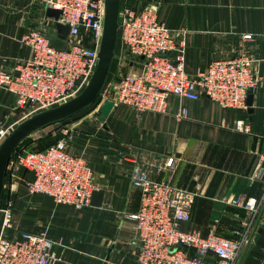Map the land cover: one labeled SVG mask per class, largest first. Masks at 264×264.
Masks as SVG:
<instances>
[{"label":"crops","instance_id":"crops-1","mask_svg":"<svg viewBox=\"0 0 264 264\" xmlns=\"http://www.w3.org/2000/svg\"><path fill=\"white\" fill-rule=\"evenodd\" d=\"M129 1L134 10L155 5L160 23L184 32V67L190 75L212 60L251 57L252 71L261 81L247 95L250 106L247 98L245 109L234 110L202 97L188 100L169 95L163 113L136 112L114 104L100 122L101 105H90L34 132L26 149H43L65 139L67 150L92 169L96 191H103V196L99 206L56 204L50 197L31 194L27 183L32 175L8 165L1 199L12 204L7 237L21 231L44 233L56 243L54 252L60 258L56 264H137V236L128 215L139 206L140 193L131 185L130 172L140 164L151 166L152 179H166L196 193L183 229L203 236L213 230L230 239L242 223H249L247 242L235 264H264V216L253 217L228 202L258 198L264 189V0ZM46 10L43 0H0V70L11 71L29 57L28 49L19 43L26 31L53 36L54 20ZM244 35L250 38L244 40ZM118 71L135 74L139 64L124 54L117 39L107 77ZM13 100L0 87V124L16 118ZM181 108L187 110V117L177 120L174 114ZM236 120L247 123L249 132L236 131ZM156 165L163 171L157 173Z\"/></svg>","mask_w":264,"mask_h":264},{"label":"built area","instance_id":"built-area-1","mask_svg":"<svg viewBox=\"0 0 264 264\" xmlns=\"http://www.w3.org/2000/svg\"><path fill=\"white\" fill-rule=\"evenodd\" d=\"M46 9L60 11L58 23L68 25L62 50L51 46L52 37L39 30H28L19 39L29 57L11 71L0 70V87L13 96L12 114L16 118L0 124V140L22 121L55 108L77 97L88 85L98 62L103 35L104 0H43ZM129 0L119 6L117 39L120 49L139 64L138 73L107 77L94 102L109 100L130 106L136 112L166 111L169 95L188 100L205 98L223 108H246L247 95L261 81L252 71L253 59L240 55L230 60H212L204 70L190 75L185 71L184 32L173 31L160 23L156 6L134 10ZM55 28V27H54ZM244 35L243 39H249ZM177 120L187 117L181 108ZM236 131L248 133L242 120L233 124ZM8 165L32 175L27 183L31 194L50 197L56 204L87 207L97 190L92 169L85 160L67 150L59 139L42 150L14 152ZM7 165V167H8ZM156 172L163 171L161 165ZM258 172V171H257ZM152 168L135 164L130 182L140 193L136 212L128 215L136 232L137 264H235L247 242L249 223L233 231L235 238H224L213 230L201 235L185 230L196 193L172 185L166 179L151 178ZM253 217L264 216V189L258 198H232ZM12 225V204H0V264H56L55 242L44 233L19 232L7 237ZM206 257L212 261L207 263Z\"/></svg>","mask_w":264,"mask_h":264},{"label":"water","instance_id":"water-1","mask_svg":"<svg viewBox=\"0 0 264 264\" xmlns=\"http://www.w3.org/2000/svg\"><path fill=\"white\" fill-rule=\"evenodd\" d=\"M120 0H104V25L103 35L98 52V62L88 85L75 98L55 108L43 111L20 122L0 144V204L3 192V184L7 165L20 143L34 132L65 120L92 105L99 95L102 86L108 76L111 61L114 57V50L117 40L118 11ZM46 15L54 20L56 35L52 38L51 46L54 49L64 48L69 27L58 23L59 10L47 9ZM250 95L247 98V105L250 106ZM113 103L109 100L100 106L98 121L102 122L109 114ZM103 191H95L91 196V205L99 206Z\"/></svg>","mask_w":264,"mask_h":264},{"label":"trees","instance_id":"trees-1","mask_svg":"<svg viewBox=\"0 0 264 264\" xmlns=\"http://www.w3.org/2000/svg\"><path fill=\"white\" fill-rule=\"evenodd\" d=\"M95 105V103H93L91 106ZM63 121V120H62ZM61 122V121H60ZM57 140H55L54 142H56ZM31 142V139L29 137H27L26 139H24L20 145L17 147L16 151L15 152H19L21 149H26V146ZM54 142H51L49 143L48 145L54 143ZM47 145V146H48ZM47 146H45L44 148H46ZM43 148V149H44ZM29 150H32V149H29ZM35 150V149H34ZM37 150H42V149H37ZM3 195V193H2ZM2 199V198H1ZM2 203V202H1Z\"/></svg>","mask_w":264,"mask_h":264},{"label":"rangeland","instance_id":"rangeland-1","mask_svg":"<svg viewBox=\"0 0 264 264\" xmlns=\"http://www.w3.org/2000/svg\"><path fill=\"white\" fill-rule=\"evenodd\" d=\"M57 123H60V122H57ZM56 124V123H55ZM55 124H52V125H50V126H48L49 128L50 127H53ZM57 140H59V139H57ZM14 154V153H13Z\"/></svg>","mask_w":264,"mask_h":264}]
</instances>
